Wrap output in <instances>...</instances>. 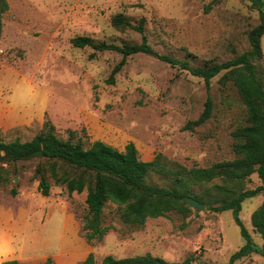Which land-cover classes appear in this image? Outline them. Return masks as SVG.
<instances>
[{"label": "rangeland", "instance_id": "rangeland-1", "mask_svg": "<svg viewBox=\"0 0 264 264\" xmlns=\"http://www.w3.org/2000/svg\"><path fill=\"white\" fill-rule=\"evenodd\" d=\"M0 35V140H30L45 120L66 140L69 131L87 147L93 140L123 150L134 142L138 156L151 160L158 152L187 168L230 160L232 131L246 124V110L225 70L210 81L156 57L135 53L108 77L120 61L114 50L77 48L71 39L87 36L119 46L141 41L133 28L144 19L150 46L159 54L187 61L193 67L230 60L251 48L249 33L260 23L251 0H7ZM264 10V2H263ZM121 13L127 25L111 17ZM261 57L253 64L264 86V34ZM210 96L208 119L192 128ZM38 166L45 167L48 195L38 189ZM48 161L30 157L0 162V262L16 259L39 263L80 264L89 252L100 263L114 258L151 254L169 262L192 257L191 264H225L245 240L232 211L216 206L261 181L257 173L242 180L216 178L189 184L187 193L205 209L187 206L148 218L143 225L124 223L121 208L107 202L104 225L111 228L99 242H88L82 230L86 192L68 193L47 171ZM149 184L171 187V178L150 172ZM12 190L17 193L13 194ZM264 198L260 193L242 202L239 217L257 246L262 238L250 216ZM234 264H264L252 253Z\"/></svg>", "mask_w": 264, "mask_h": 264}, {"label": "trees", "instance_id": "trees-1", "mask_svg": "<svg viewBox=\"0 0 264 264\" xmlns=\"http://www.w3.org/2000/svg\"><path fill=\"white\" fill-rule=\"evenodd\" d=\"M251 2L260 18V23L249 33L251 48L230 60L205 67H193L187 61L157 53L147 41L143 18H140L139 23L133 26L141 34L139 43L119 46L112 43L95 42L87 36H76L71 39L72 45L77 48L89 46L95 51L114 50L121 53L120 61L108 77L109 82L114 81V74L125 65L127 57L135 53L151 55L203 78L207 92L211 79L225 70L226 76L233 81L246 110V124L232 131L235 154L233 159L215 162L210 166L189 168L178 161L167 158L160 152L156 153L151 160H142L132 141L127 142L123 150L101 140H93L86 147L82 138L74 139L73 131H69L66 140L60 139L54 132V124L45 120L42 131L30 140L15 139L8 142L0 140V162L22 160L31 152L41 150L43 153L41 158L48 161L47 171L56 185H63L68 193L86 192L87 212L82 218L81 228L88 242L101 241L111 228L104 225L102 220L103 208L107 202H112L121 208L120 219L124 223L140 226L148 218L162 217L173 210L187 211L189 205L185 201V196H189L187 193L189 184L207 183L216 178L242 180L252 173H257L261 184L255 188L240 191L229 199H222L216 206L209 203L207 206L215 212L231 210L234 221L239 226L240 234L245 240V243L230 255L225 264H234L236 260L252 253H258L264 258V198L250 216L253 229L262 238L261 246H257L253 241L239 217L242 202L245 199L264 193V86L253 64V61L260 58L262 54L260 37L264 34V0H251ZM7 9V0H0V35L3 27L2 15ZM111 22L116 27L127 25L126 18L121 13L113 15ZM211 109L212 103L208 95L202 114L198 119L188 122L186 128H192L208 119ZM45 170L43 166L36 168V172L40 175L38 189L42 195H48L50 190ZM150 172L171 178L172 186L165 187L147 183L146 177ZM12 192L17 193L15 190ZM191 261L190 256L180 262H169L151 254H143L123 258L106 255L100 263H97L94 254L89 252L80 264H191ZM0 264L31 263L9 259ZM34 264L54 263L48 257Z\"/></svg>", "mask_w": 264, "mask_h": 264}, {"label": "water", "instance_id": "water-1", "mask_svg": "<svg viewBox=\"0 0 264 264\" xmlns=\"http://www.w3.org/2000/svg\"><path fill=\"white\" fill-rule=\"evenodd\" d=\"M43 155L41 150L31 152L30 154L26 155V158L29 157H41ZM185 201L188 203L190 207H193L197 210H203L205 209V203L191 197V196H185Z\"/></svg>", "mask_w": 264, "mask_h": 264}, {"label": "crops", "instance_id": "crops-1", "mask_svg": "<svg viewBox=\"0 0 264 264\" xmlns=\"http://www.w3.org/2000/svg\"><path fill=\"white\" fill-rule=\"evenodd\" d=\"M3 261H4V260H3ZM1 262H2V261H1ZM1 262H0V263H1Z\"/></svg>", "mask_w": 264, "mask_h": 264}]
</instances>
